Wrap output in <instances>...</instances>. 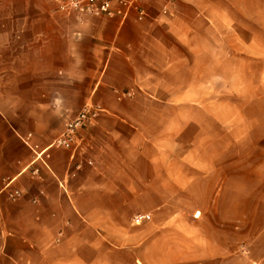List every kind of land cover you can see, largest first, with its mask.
I'll use <instances>...</instances> for the list:
<instances>
[{
  "label": "crops",
  "instance_id": "1",
  "mask_svg": "<svg viewBox=\"0 0 264 264\" xmlns=\"http://www.w3.org/2000/svg\"><path fill=\"white\" fill-rule=\"evenodd\" d=\"M60 1L0 0V264H264V0L259 43L188 0L142 22ZM88 103L75 152L34 163L26 138L47 148Z\"/></svg>",
  "mask_w": 264,
  "mask_h": 264
},
{
  "label": "built area",
  "instance_id": "2",
  "mask_svg": "<svg viewBox=\"0 0 264 264\" xmlns=\"http://www.w3.org/2000/svg\"><path fill=\"white\" fill-rule=\"evenodd\" d=\"M153 0H61L58 5V10L64 15H75L78 19L83 18H121L128 19L131 15L136 21L142 22L147 18L145 6ZM161 14L166 16L169 14L168 7H163ZM126 96H130L126 94ZM103 110L95 103L85 104L79 112L72 118L67 120L60 134L43 150H39L36 146H29L30 136L24 141L33 153L34 163L40 162L45 168L47 164L43 160V156L49 150L75 152L78 146V134L88 125L95 123L101 116ZM91 165V163H88ZM78 168V167H77ZM32 176H37V169H32ZM13 181H9L4 186V194L10 202L19 200L23 194L22 191L13 186ZM199 212L194 214L196 219ZM150 221V215H135L131 219L132 225L139 226Z\"/></svg>",
  "mask_w": 264,
  "mask_h": 264
},
{
  "label": "rangeland",
  "instance_id": "3",
  "mask_svg": "<svg viewBox=\"0 0 264 264\" xmlns=\"http://www.w3.org/2000/svg\"><path fill=\"white\" fill-rule=\"evenodd\" d=\"M191 5H197L201 9L205 10V15L213 21L216 31L229 30L233 34H238L242 39L248 40L250 33L254 34L256 41L259 43L260 37V15H261V0H188ZM238 69L236 73V83L233 88H237L245 83V69L243 66ZM259 66H256L253 71V77H250L251 82L247 79V83L250 85L256 84L259 74ZM254 95V94H252ZM250 95V96H252ZM96 104V103H95ZM235 109L238 110V126H246V119L242 111L244 110L243 102L232 103ZM192 136L190 131L189 137ZM241 134L238 133V137ZM52 141V139H51ZM48 142L47 145L51 143ZM48 154L60 153L57 150H49ZM244 149L238 150V156L245 155ZM30 157V154H29Z\"/></svg>",
  "mask_w": 264,
  "mask_h": 264
},
{
  "label": "clouds",
  "instance_id": "4",
  "mask_svg": "<svg viewBox=\"0 0 264 264\" xmlns=\"http://www.w3.org/2000/svg\"><path fill=\"white\" fill-rule=\"evenodd\" d=\"M56 103H57V104H59V103H60V101H59V100H57V101H56Z\"/></svg>",
  "mask_w": 264,
  "mask_h": 264
}]
</instances>
